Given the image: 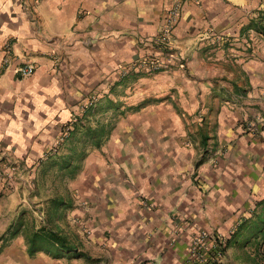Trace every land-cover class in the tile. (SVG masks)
Returning <instances> with one entry per match:
<instances>
[{"label": "crops", "instance_id": "0c3cea01", "mask_svg": "<svg viewBox=\"0 0 264 264\" xmlns=\"http://www.w3.org/2000/svg\"><path fill=\"white\" fill-rule=\"evenodd\" d=\"M196 1L175 30L183 66L121 79L173 0H0V158L19 168L2 197L19 204L47 160L83 156L65 183L76 216L124 257L91 264H189L195 228L223 232L238 219L220 264H264V34L248 50L214 52L203 34L254 31L264 0ZM20 63L35 71L18 77ZM248 121L258 133L245 132Z\"/></svg>", "mask_w": 264, "mask_h": 264}, {"label": "rangeland", "instance_id": "374dc122", "mask_svg": "<svg viewBox=\"0 0 264 264\" xmlns=\"http://www.w3.org/2000/svg\"><path fill=\"white\" fill-rule=\"evenodd\" d=\"M137 76V75H136ZM255 125L251 122H243V129L246 133H258ZM84 146L89 144L87 138L78 140ZM72 145V144H71ZM83 156H55L52 161L47 160V170L43 167L36 175L38 183L31 187H24L21 191V202L17 204V199H4L2 190L12 192L13 182L19 175V168L14 165L12 159L0 158V178L3 179L4 186L0 188V260H48L59 259L61 261H74L83 259L91 264L94 260L109 261L123 259L122 254L111 252L108 246L109 235L105 231L102 236L95 233V226L89 224L84 226L79 216H76V208H79L75 200L67 192L65 183L72 178L81 162ZM200 185L201 182H198ZM254 209L248 208L243 213L248 217ZM81 215V214H80ZM246 218L244 215H242ZM78 217V218H77ZM240 220H234L229 229L220 231L217 229L195 228L189 238L198 230H209L219 235L223 240L224 249L222 261L225 257L226 244L232 231L238 227ZM43 228L46 234L56 232L65 237L66 245L72 250L56 251L52 242L46 239L39 240L37 246L43 250L30 255L28 252L27 239L38 229ZM264 250V241L260 243ZM189 248V247H188ZM187 248V250H188ZM59 253V254H56ZM187 253V252H186ZM264 252H261V254ZM57 255V256H55ZM187 254H185L186 256ZM186 261L187 257H186ZM220 264V263H219Z\"/></svg>", "mask_w": 264, "mask_h": 264}, {"label": "built area", "instance_id": "2783aa9c", "mask_svg": "<svg viewBox=\"0 0 264 264\" xmlns=\"http://www.w3.org/2000/svg\"><path fill=\"white\" fill-rule=\"evenodd\" d=\"M30 3H35L37 0H27ZM191 0H173V2L163 8L161 16L160 31L148 39V51L138 56L127 65L118 67L119 78H126L141 74L156 73L162 70H169L174 67L183 66V53L176 46L175 30L181 17L182 6L185 2ZM197 2L196 0H192ZM263 22V21H262ZM264 25V24H263ZM260 23L257 28L250 30L245 36L229 35L216 30L210 26L204 31V39L209 41L212 46V51L221 49L220 46L228 44L231 46L234 43L242 42L244 48H251L253 39L264 34V26ZM263 26V27H262ZM252 40V41H251ZM231 48V47H230ZM12 59L11 42L6 41L2 46L3 65L8 66ZM35 71V66L32 63H20L14 73L18 77H25ZM94 96H90L89 100H94ZM1 151V149H0ZM218 234L209 230H198L191 238L190 245L187 250V262L189 264H219L223 257V243Z\"/></svg>", "mask_w": 264, "mask_h": 264}, {"label": "trees", "instance_id": "16d2710c", "mask_svg": "<svg viewBox=\"0 0 264 264\" xmlns=\"http://www.w3.org/2000/svg\"><path fill=\"white\" fill-rule=\"evenodd\" d=\"M44 239L51 241L54 250L58 252L59 250H65L67 252L72 250L70 247L66 245L65 237L61 236L56 232H50L47 235L46 231L43 228H40L37 231H34L27 239L28 252L30 255H33L34 253L43 250L41 247L37 246V244L39 240H44Z\"/></svg>", "mask_w": 264, "mask_h": 264}]
</instances>
